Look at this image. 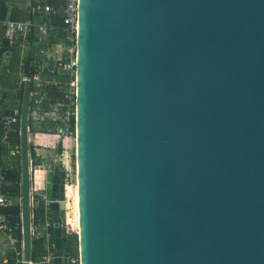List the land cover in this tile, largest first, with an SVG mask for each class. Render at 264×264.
I'll list each match as a JSON object with an SVG mask.
<instances>
[{
  "label": "water",
  "instance_id": "water-1",
  "mask_svg": "<svg viewBox=\"0 0 264 264\" xmlns=\"http://www.w3.org/2000/svg\"><path fill=\"white\" fill-rule=\"evenodd\" d=\"M78 52L80 264H264V0H80ZM65 176L57 164L55 264Z\"/></svg>",
  "mask_w": 264,
  "mask_h": 264
},
{
  "label": "built area",
  "instance_id": "built-area-1",
  "mask_svg": "<svg viewBox=\"0 0 264 264\" xmlns=\"http://www.w3.org/2000/svg\"><path fill=\"white\" fill-rule=\"evenodd\" d=\"M27 10L26 18L0 17V49H4L0 73L13 74V54L20 51L18 73L9 78V94L4 98L13 104L7 111L0 105V264H55L56 258L63 257L54 224L55 166L66 171L65 190L69 185L78 187L69 149L73 143L76 155L80 0H31ZM26 81L31 86V229L33 238L40 239L44 247L37 259L30 260L24 258L22 212L21 114ZM3 95L2 91L1 98ZM43 130L56 137L43 138ZM15 206H19V214L13 211ZM66 256L68 264H80V252Z\"/></svg>",
  "mask_w": 264,
  "mask_h": 264
},
{
  "label": "trees",
  "instance_id": "trees-1",
  "mask_svg": "<svg viewBox=\"0 0 264 264\" xmlns=\"http://www.w3.org/2000/svg\"><path fill=\"white\" fill-rule=\"evenodd\" d=\"M9 8H10V6H9V3H8V0H0V17L2 19L7 17L6 15H7V12H8ZM27 16H28L27 9L19 10V8L13 7L12 13H11V17L12 18H26ZM3 52H4V49H0V56L3 54ZM19 54H20L19 50L15 51L14 54H13V64H15V66L17 65ZM9 78H12V77H10V76H8L6 74L0 73V83L2 82V84L4 86V90H3V94L4 95H3V98L0 99V105L1 104L3 105V110L4 111H7L13 104L12 100L5 101V99H4L9 94L8 91L6 90V86H8V83H9ZM13 78H16V75H14ZM32 155H33V150H32ZM19 210H20L19 206H15L13 208V211L16 214H19ZM71 232L72 233H70V231H69L67 241L63 242V246L67 250L68 254L75 253L74 250L76 248L74 247V243L78 239V232L77 231H75V232L71 231ZM42 250H43V242L40 239H35L34 240V248H33V252H32V257L37 259L39 254L42 252ZM61 251H62V249H60V252ZM11 263H13V260L11 261Z\"/></svg>",
  "mask_w": 264,
  "mask_h": 264
},
{
  "label": "rangeland",
  "instance_id": "rangeland-1",
  "mask_svg": "<svg viewBox=\"0 0 264 264\" xmlns=\"http://www.w3.org/2000/svg\"><path fill=\"white\" fill-rule=\"evenodd\" d=\"M31 0H8L9 5H12L13 7H19L22 9H25V6H28ZM18 67L14 66V71L12 72L13 74L10 75V77H13L18 73ZM14 79V78H13ZM4 89V86L2 82L0 83V99L2 97V91ZM43 138H48L50 137L51 139H54L56 136L48 131V130H43L42 133ZM45 140V139H44ZM73 153V171H72V177L74 178L77 174V165H76V155H75V150L73 148V143H71L70 149ZM66 193V199H67V224L69 225V231H77L78 232V239L74 243V247L77 249L74 250L75 254H79V214H78V187L74 185H69L67 187V190H65ZM78 222V223H77ZM77 252V253H76ZM78 264V263H77Z\"/></svg>",
  "mask_w": 264,
  "mask_h": 264
},
{
  "label": "crops",
  "instance_id": "crops-1",
  "mask_svg": "<svg viewBox=\"0 0 264 264\" xmlns=\"http://www.w3.org/2000/svg\"><path fill=\"white\" fill-rule=\"evenodd\" d=\"M10 6V8L8 9V12H7V17H11V13H12V9H13V6L12 5H9ZM15 8H19V7H15ZM25 9H28V6H25L24 7ZM22 8H19V10H21ZM25 9H22V10H25ZM27 12H28V10H27ZM6 17V18H7ZM1 33H2V26L0 25V35H1ZM34 238H33V236H32V243H31V255H32V252H33V248H34ZM44 248V247H43ZM42 252H43V250H42ZM42 252L39 254V255H41L42 254ZM24 258H25V240H24ZM33 257L31 256V259H32ZM26 259V258H25ZM33 259H35V258H33Z\"/></svg>",
  "mask_w": 264,
  "mask_h": 264
},
{
  "label": "bare ground",
  "instance_id": "bare-ground-1",
  "mask_svg": "<svg viewBox=\"0 0 264 264\" xmlns=\"http://www.w3.org/2000/svg\"><path fill=\"white\" fill-rule=\"evenodd\" d=\"M78 223V222H77Z\"/></svg>",
  "mask_w": 264,
  "mask_h": 264
}]
</instances>
